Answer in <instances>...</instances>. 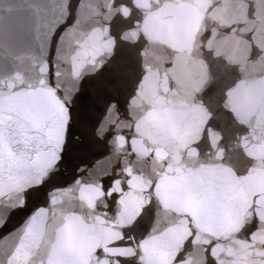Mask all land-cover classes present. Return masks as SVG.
I'll use <instances>...</instances> for the list:
<instances>
[{
	"label": "snow or ice",
	"instance_id": "6c2138e0",
	"mask_svg": "<svg viewBox=\"0 0 264 264\" xmlns=\"http://www.w3.org/2000/svg\"><path fill=\"white\" fill-rule=\"evenodd\" d=\"M81 7L82 3L74 7V0H67L63 17L67 28L57 43L75 29L69 37H76L77 50L62 60L69 65V74L82 83L85 75L103 67L98 58L110 56L116 37L111 33L114 17L108 16L111 3L93 9V16L102 19L88 30H82L81 23L78 26ZM252 7L248 21L257 19ZM255 36L256 32L249 33L248 42L264 56ZM48 71L44 62L35 83L20 73L0 79V228L7 223L6 216L27 212L21 225L5 235L4 241L12 242L7 250L0 245V264H264V185L257 186L251 196L245 194L238 210H221L211 190L182 163L180 152L189 142L178 136L173 147L167 141L163 118L171 112V102L166 104L156 95V73L141 77L125 108L118 110L110 102L96 126L100 139L106 126L114 125L107 142H115L122 158L117 176L106 182L107 187L81 179L74 181L76 188L51 187L74 141L76 97L73 94L70 99L61 91L60 71L53 72L56 83L50 81ZM168 71L177 82L189 75L179 62ZM149 95L160 123L149 121L153 115L149 113L130 124L131 108ZM145 135L152 138L154 147L146 148L137 139ZM243 135L247 142L249 133ZM194 151L198 154V149H191L189 158ZM130 155L147 160L151 175L140 170L133 173ZM74 191L79 192L75 206ZM32 199L43 200L47 206L28 209ZM145 209H155L165 226L160 227L157 220L150 231L144 229ZM138 229L146 231V236L138 238Z\"/></svg>",
	"mask_w": 264,
	"mask_h": 264
},
{
	"label": "water",
	"instance_id": "95a60500",
	"mask_svg": "<svg viewBox=\"0 0 264 264\" xmlns=\"http://www.w3.org/2000/svg\"><path fill=\"white\" fill-rule=\"evenodd\" d=\"M105 2L113 5L108 16L114 17V51L98 58L103 67L85 75L81 83L62 60L77 50L76 37H69L75 29L57 43L67 28L63 21L67 0H0V79L20 73L35 83L40 65L47 62L50 81L56 83L53 72L60 71L61 91L70 99L73 94L76 97L74 141L51 187L76 188V179L99 181L107 187L106 182L117 176L122 158L115 142H107L114 125H107L100 139L96 126L110 102L118 110L125 108L141 77L156 73V95L166 104L171 102L172 110L163 118L169 145L175 147L178 136L188 141L180 152L182 163L211 190L222 211L238 210L245 194L251 196L257 186L264 185V56L247 39L256 32V44L264 50V0H74V7L82 3L78 21L82 30L102 19L93 16V9ZM252 6L257 19L248 21ZM178 62L189 74L183 82L168 71ZM151 101L149 95L131 108L130 124L153 113ZM149 121L158 125L160 118L153 113ZM245 132L249 133L247 142ZM121 133L130 135L127 129ZM137 139L146 148L154 147L150 136ZM191 149H198V154L194 151L189 158ZM128 162L133 173L140 170L151 175L147 160L130 155ZM71 195L75 206L79 192ZM37 205L47 206L43 200L32 199L27 208ZM145 211L144 229L150 231L157 220L160 227L165 226L155 209ZM26 215L6 216L7 223L0 228V245L5 250L12 242H5V235L21 225ZM146 234L136 232L138 238Z\"/></svg>",
	"mask_w": 264,
	"mask_h": 264
}]
</instances>
